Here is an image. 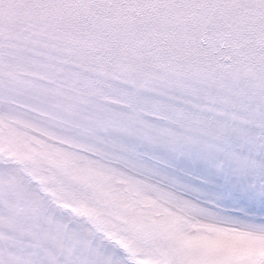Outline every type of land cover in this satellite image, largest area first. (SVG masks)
Segmentation results:
<instances>
[{
  "label": "snow or ice",
  "instance_id": "obj_1",
  "mask_svg": "<svg viewBox=\"0 0 264 264\" xmlns=\"http://www.w3.org/2000/svg\"><path fill=\"white\" fill-rule=\"evenodd\" d=\"M0 264H264V0H0Z\"/></svg>",
  "mask_w": 264,
  "mask_h": 264
},
{
  "label": "rangeland",
  "instance_id": "obj_2",
  "mask_svg": "<svg viewBox=\"0 0 264 264\" xmlns=\"http://www.w3.org/2000/svg\"><path fill=\"white\" fill-rule=\"evenodd\" d=\"M199 173H194V175H198ZM222 189V185L221 184H218L216 183L214 180L211 181L208 185V194L210 196H216V195H219L221 194L220 191L218 190H221ZM225 206L228 207V208H239L240 205L238 203H236L235 201H230L226 198V203H225Z\"/></svg>",
  "mask_w": 264,
  "mask_h": 264
}]
</instances>
